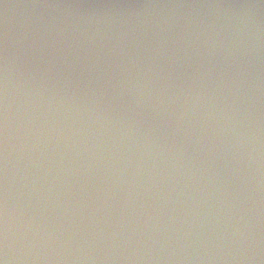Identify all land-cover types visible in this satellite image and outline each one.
<instances>
[{
  "label": "clouds",
  "instance_id": "1",
  "mask_svg": "<svg viewBox=\"0 0 264 264\" xmlns=\"http://www.w3.org/2000/svg\"><path fill=\"white\" fill-rule=\"evenodd\" d=\"M0 6V264H264L247 12Z\"/></svg>",
  "mask_w": 264,
  "mask_h": 264
},
{
  "label": "water",
  "instance_id": "2",
  "mask_svg": "<svg viewBox=\"0 0 264 264\" xmlns=\"http://www.w3.org/2000/svg\"><path fill=\"white\" fill-rule=\"evenodd\" d=\"M9 3L16 4H31L37 2H56L61 4H73L76 5L73 11L79 13H87L90 11H111V12H127L140 8L146 3H155V4H173V3H183V4H223L232 6L227 11L231 12H247L249 16L254 20L261 41V54L264 57V7H244L248 5H259L260 0H7ZM43 10L40 9H10L9 13L16 14L20 16L25 13L40 12ZM184 11H207L206 9H184ZM4 9L0 6V32L3 31V22H4Z\"/></svg>",
  "mask_w": 264,
  "mask_h": 264
}]
</instances>
